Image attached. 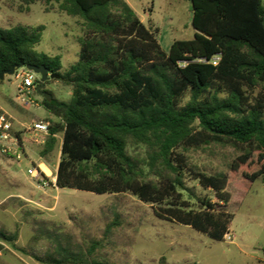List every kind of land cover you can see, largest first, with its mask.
Returning a JSON list of instances; mask_svg holds the SVG:
<instances>
[{
  "label": "trees",
  "instance_id": "1",
  "mask_svg": "<svg viewBox=\"0 0 264 264\" xmlns=\"http://www.w3.org/2000/svg\"><path fill=\"white\" fill-rule=\"evenodd\" d=\"M32 4L35 0H21ZM83 21L77 61L66 70L58 55L35 50L44 27L0 29V72L12 66H44L71 88L70 100L42 97L49 124L40 156L61 134L55 186L98 195L130 193L161 220L189 226L222 241L233 215L227 185L241 173L252 183L264 177V0H188L194 36L175 40L167 52L123 0H41ZM217 57L216 63L213 59ZM50 80L46 81L47 84ZM38 82V80H37ZM18 135V134H17ZM229 145L241 151L229 172L207 175L189 168L179 148ZM143 145L148 171L127 153ZM213 193L183 199V174ZM14 247V236L3 235ZM43 264H100L70 252L35 257ZM159 264H166L161 257Z\"/></svg>",
  "mask_w": 264,
  "mask_h": 264
},
{
  "label": "rangeland",
  "instance_id": "2",
  "mask_svg": "<svg viewBox=\"0 0 264 264\" xmlns=\"http://www.w3.org/2000/svg\"><path fill=\"white\" fill-rule=\"evenodd\" d=\"M138 19L152 31L162 50L168 51L175 40L194 36L192 12L188 0H123ZM44 30L37 52L61 58L62 70L77 61L83 21L58 10L57 4L41 0L25 4L21 0H0V29L14 26ZM16 72V71H15ZM14 72V73H15ZM12 75L0 80V109L13 119L14 131L23 139L19 148L0 151V233L14 236V247L3 244L0 264H43L36 260L70 252L100 264H264V177L252 183L241 173L251 174L257 167H242L227 185L230 201L226 212L233 215L228 232L230 242L209 238L193 228L157 218L151 205L130 193L98 195L59 189L50 183L60 159L61 134L56 135L53 150L40 156L43 145L34 144L24 126L32 122L57 121L42 107V96L32 94L33 105L17 100L16 81ZM38 79L39 76L37 75ZM58 100L69 101L71 88L52 80L45 84ZM127 153L144 170L145 181H160L147 167L143 145L129 144ZM189 168L207 175L229 172L230 164L241 155L229 145L207 144L199 148H179ZM42 166L48 171H44ZM42 169L44 184L28 173ZM183 199L197 209L196 199L216 202L213 193L203 190L183 174Z\"/></svg>",
  "mask_w": 264,
  "mask_h": 264
},
{
  "label": "built area",
  "instance_id": "3",
  "mask_svg": "<svg viewBox=\"0 0 264 264\" xmlns=\"http://www.w3.org/2000/svg\"><path fill=\"white\" fill-rule=\"evenodd\" d=\"M218 58L215 57L213 59V64L216 63ZM15 81H16V93L17 100H19L23 105L27 106L29 104L33 105V101L31 99L32 94L36 93V84L38 77L37 75L24 67L16 70L14 73ZM49 122L47 121H37L24 126L23 130H26L30 135V139L34 144L42 145L45 142L46 137L48 136ZM17 130L14 131L13 119L7 114L5 111L0 109V151L3 153L9 152L13 147L19 148L21 145V141L23 140L19 135H17ZM27 173L35 178L39 183L44 184L46 182V178L44 171L42 169H37L33 167L32 169H28ZM56 177L54 176L51 179L50 183L55 186ZM224 239L227 241L230 240V235L225 234Z\"/></svg>",
  "mask_w": 264,
  "mask_h": 264
},
{
  "label": "water",
  "instance_id": "4",
  "mask_svg": "<svg viewBox=\"0 0 264 264\" xmlns=\"http://www.w3.org/2000/svg\"><path fill=\"white\" fill-rule=\"evenodd\" d=\"M22 67L33 71L36 75L39 76L38 82L36 84V93L38 95L42 96L47 101H50L51 95L49 93H47L45 90H43L44 83L50 79H57L58 76L55 74H50L49 71L44 66H34V65H25L24 66L22 64H18V65L12 66L8 70L1 71L0 72V80H3L4 76H6V75H8V76L12 75L16 70H18ZM3 238H4L3 234L0 233V239H3Z\"/></svg>",
  "mask_w": 264,
  "mask_h": 264
},
{
  "label": "bare ground",
  "instance_id": "5",
  "mask_svg": "<svg viewBox=\"0 0 264 264\" xmlns=\"http://www.w3.org/2000/svg\"><path fill=\"white\" fill-rule=\"evenodd\" d=\"M42 169H43L44 171H48V170L46 169V167H44V166H42Z\"/></svg>",
  "mask_w": 264,
  "mask_h": 264
}]
</instances>
